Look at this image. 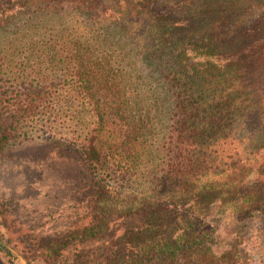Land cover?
<instances>
[{
  "label": "trees",
  "instance_id": "16d2710c",
  "mask_svg": "<svg viewBox=\"0 0 264 264\" xmlns=\"http://www.w3.org/2000/svg\"><path fill=\"white\" fill-rule=\"evenodd\" d=\"M116 1L119 16L112 9L110 16L143 27L141 40L152 43L144 54H158L161 62L149 60L170 86L173 113L162 168L150 162L148 182L132 190L125 178L140 175L138 142L147 132L143 118L128 115L138 88L125 95L115 77L75 59L74 74L93 106V126L75 140L85 142L81 153L97 189L114 194L103 202L117 234L105 264H244L241 242L214 243L207 221L218 209L236 224L235 238L248 222L264 235V0ZM34 64L7 70L0 82V148L30 139L26 124L48 107L39 86L46 72ZM43 113L48 128L62 114ZM232 142L244 155L229 162ZM217 149L222 162L212 157Z\"/></svg>",
  "mask_w": 264,
  "mask_h": 264
},
{
  "label": "rangeland",
  "instance_id": "374dc122",
  "mask_svg": "<svg viewBox=\"0 0 264 264\" xmlns=\"http://www.w3.org/2000/svg\"><path fill=\"white\" fill-rule=\"evenodd\" d=\"M117 2L101 0L94 6L78 0H0V82H7V70L23 64L33 70L37 62L46 72L47 80L39 85L49 99L46 110L62 113L48 128L46 110L38 112L39 119L26 124L30 139L21 137L0 148V264H105L112 252L117 234L110 227L115 221L103 202L114 194L97 189L81 153L85 142L75 140L93 126V106L74 74L76 58L101 77H115L125 95L130 87L138 88L131 93L138 105L128 115L143 118L147 132L138 142L140 175L125 178L132 190L148 182L150 162L159 165L158 171L162 168L172 128V92L149 60L161 62L158 54H147L149 59L144 54L145 44L152 43L144 36L141 40L143 27L114 18L119 16ZM242 150L237 142L229 145L228 161L242 157ZM212 157L225 159L221 149ZM207 222L214 243L223 246L236 239L244 264H264V235L256 222L246 223L237 238L236 224L218 209Z\"/></svg>",
  "mask_w": 264,
  "mask_h": 264
}]
</instances>
